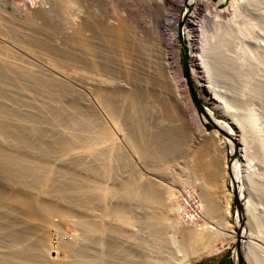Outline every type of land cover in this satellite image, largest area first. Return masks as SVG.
<instances>
[{
	"label": "bare ground",
	"instance_id": "6f19581e",
	"mask_svg": "<svg viewBox=\"0 0 264 264\" xmlns=\"http://www.w3.org/2000/svg\"><path fill=\"white\" fill-rule=\"evenodd\" d=\"M63 1L68 5L70 0ZM117 1L74 0V14L69 27L72 28L74 36L73 57L70 60L51 56L52 54L45 50L47 46L42 49L43 47L40 48V46L36 48L35 44V48H32L25 43L26 41L28 43L25 38L22 39L26 41H18L15 37H20L19 31L21 29H18L19 33L15 37L12 36L15 39L10 36L13 33H11V28L10 35L7 33L5 35L2 31L4 34L2 39L14 48L5 47L4 43L3 49L0 46V63L18 71L23 70V73L21 71L22 74L16 73L15 82H17L13 85L5 82L6 79L4 78L6 77L0 78L5 80V84H0L2 86H0L2 88L0 91V170H2V174L5 172L8 177V184L6 187L4 186L5 189L1 191L2 196H0V264H192L201 256L217 251L218 247L215 245L219 237L236 240V234L228 223L229 201L223 207L221 206L222 208H217L216 201L214 202L215 198L212 197L214 195L210 193L211 186L208 187L207 184L203 185L201 190L203 202L199 203L196 212H191L193 219L197 218L198 214L201 218L203 208V217H205L203 220L206 221L200 225L195 224L184 229L179 227V229L173 224L176 214L178 216V209L179 213L181 212L180 202L176 203L178 205L176 208L175 201L177 198L174 197V188L171 189L165 185L164 187L162 185L161 188L163 189L155 187L150 180L152 178H150L148 179V181L150 180L149 185L143 187L142 190L137 186H131L124 173H120L121 178L119 176L114 177L115 181L112 179L113 177L111 178L114 186L109 184L111 182L109 178L110 175H113V171L110 169L111 166L109 167L108 164H104L105 161L100 160V154L103 152L99 153L94 150L96 154L94 151L92 155L86 153V156L89 155L88 157L76 156L72 153L75 156L73 159L78 161L77 167L72 165V167H59L57 169L58 174L54 173L57 176L51 175L52 168L55 167L50 164L55 160H65L68 157L66 155H68L72 145H75L68 140H74L77 137L75 135L60 137L67 139L66 142L62 143V147L56 146L60 144L58 142L55 145L56 149L53 145H49L43 155L35 154L32 156V152L27 154L23 150L20 153L7 146V141L26 138L21 134H12L18 130H64V132L67 130H88L89 136L83 137L89 139H86L87 142L91 141L94 144L98 140L105 141L103 139L106 137L111 138L110 134H107L109 133L108 130H116L123 136H125L123 130H144L143 132L145 130L148 132H150L149 130H170L169 127L172 123H169L170 121L166 118V114H168L166 113V106L175 104V101L179 102L180 107H185L197 129L206 134V128L191 100L190 91L183 75V68L180 63V45H178L179 37L180 34H183L189 40L192 49L190 54L192 73L200 87L205 88L198 37L207 36L206 27L211 22H217L214 19L215 16L229 14L232 5L219 9L214 6L218 0H196V7L190 9L189 6L182 15L188 28L184 27L180 33L177 28L179 21L177 10L169 13L168 9L164 8L166 17H163L161 22L154 23L151 20L146 21L144 18V14L149 11L152 5L157 8L159 14L164 7L163 3L167 0H155V3H148L145 0H129L127 14L119 16L114 22H110L106 19L109 13L108 9L113 10ZM191 1L178 0V9L189 5ZM76 3L79 7H76ZM31 9L32 13L38 16L39 14H48L51 10V8L38 5H31ZM137 10L143 16V23ZM23 12L20 13L19 19L23 17V21H25L28 16L24 15ZM130 17L139 19L141 23L132 28ZM100 21L107 28L113 30V33H119L121 54L116 55L117 51L115 52L112 45L102 43L98 39L97 29L93 28L97 25H93L97 22L100 24ZM1 23H4V20ZM105 25L102 24L101 26L105 27ZM3 27L5 26L3 25ZM22 30L24 31L23 28ZM28 34L26 33V36ZM221 47L222 45L213 46L212 42L209 44L210 63L214 62V58ZM27 50L38 53L40 59H43L42 72L31 67L32 65L20 63L22 58L17 54L19 51L26 53ZM5 67L3 68L6 69ZM238 68L242 70L243 65L238 63ZM1 69L0 77L5 73L9 75V71H2ZM111 69H113V73L110 72ZM115 71H117L118 76L122 77L117 83L113 81V77L116 75ZM137 75H139V80H135ZM124 80H130L131 84H126ZM136 91L141 93L140 95L137 93L140 99L135 93L133 94ZM84 92L90 94L91 100L84 95ZM68 98L74 99V103H69ZM214 105L216 109L220 108L219 105L215 103ZM214 122L219 130L223 131L220 132L216 128L210 136L221 140L224 149V145L228 141L230 149L235 153L233 140L236 133L223 122ZM76 133L79 137L82 135H79V132ZM224 133L229 136L226 141L223 140ZM127 134L129 135L128 139L135 140L131 132ZM174 137L176 138L175 135ZM54 139H59V137ZM78 140L80 141V139ZM111 151L113 152V150ZM145 151L148 152L149 150H143L146 154ZM23 152L24 154H22ZM78 152L80 151L78 150ZM85 152L88 151L85 150ZM159 153L157 152V155L162 157V153ZM172 157L173 154L170 158L168 157L167 162H173ZM162 158L163 160H160L165 162V156ZM23 161L36 162L35 165H41V167H36L28 162L30 165L26 164L29 166L25 168L26 166L22 165ZM224 166V169L220 170L219 173L221 174L222 188L227 191L229 176L235 186V180L244 175L242 172L244 166L236 160L230 164L225 160ZM0 180L3 183L4 180ZM249 181L250 186L253 184L256 188L255 192H261L264 196L263 182L261 180L253 182L254 180L248 179ZM180 182L182 183L181 180ZM119 185H121L122 190L125 187L126 191H121V195L119 187L116 189ZM237 187L235 186V189L241 193L242 187ZM117 190L119 191L118 195L115 193ZM181 191L182 193L187 192L183 188ZM227 195L232 197L234 193L227 192ZM184 196L185 199L183 198V202L181 201L182 205L196 203V200L189 193ZM249 203V200L244 203L248 216H250L249 211H252ZM31 205L43 207L47 216L52 212L66 217L70 216V218L75 216L76 218L70 220L77 229V232L72 233L73 240L62 241L55 252L49 253L47 246L49 241L45 239L44 233H37L36 220L33 218L36 214L32 216ZM134 208H138L139 215L134 213ZM241 210L242 207L239 210V221L242 219L241 214L243 215V210ZM209 217L218 219L214 222L210 221ZM250 217L256 220L253 211ZM62 221L70 223L68 220ZM208 222L213 223V225L211 226ZM39 230L40 228H38ZM174 231L179 235V247L173 245L171 233ZM238 260L239 258L236 259L237 264Z\"/></svg>",
	"mask_w": 264,
	"mask_h": 264
},
{
	"label": "rangeland",
	"instance_id": "374dc122",
	"mask_svg": "<svg viewBox=\"0 0 264 264\" xmlns=\"http://www.w3.org/2000/svg\"><path fill=\"white\" fill-rule=\"evenodd\" d=\"M112 1L113 0H111V2ZM145 1L148 3H155V0ZM129 3V0H118L113 10L111 8L108 9L109 13L106 19L110 22H114L119 18V16L127 14V10L129 9ZM74 4V0H70L68 2V5H66L63 0H0V21L3 22L4 20V23L0 22L1 48L3 49L4 46L14 48L10 43L2 39V36L4 34L6 35L7 33V35H10L13 32L10 36L15 37V35H17L19 32H24L25 34L19 33L20 37L16 36L15 38L18 41L28 40V43L27 41L25 43L28 46H32V48L35 44L36 48L37 46H40V48L43 47L42 49H44L47 46L45 50L52 54L49 55L55 56L57 58L59 57V59L70 60L73 57L74 36L72 28L69 27L74 14ZM163 4L164 7H162L159 14L157 8L152 5L149 8V11L144 14L145 20H151L154 23L157 21L161 22L163 17H166V15H164V8L166 10L168 9L169 13H173L177 10L179 14V21L177 24L178 30L181 33L184 27L188 28V26H186V21L184 17H182V15L189 6L190 9H194L196 7V0H192L189 5L182 6L179 9L178 0H167ZM31 5H38L44 8H51V10L48 14H39V17L38 15H34V13H32ZM214 6L218 7L219 9H224L226 7L231 6V10L230 13L227 15L220 14L219 16H215L214 19L217 22H211V24L206 27V33L208 35L198 37V42L200 46L199 54L202 59L201 71L203 83H205V88L200 87L197 79L194 78V75L192 73V64L190 61V54L192 49L190 47L189 40L185 37V35L180 34L178 43V45H180V63L183 68V75L185 76L186 84L190 91L189 94L191 100L206 128V134H203L201 130L197 129L196 125L190 119V115L189 113H187L185 107H180L179 102L175 101V104L172 103L173 105L171 104L170 106H166V113H168L166 114V118L170 121L169 123H172L169 127L170 130H149L150 132H148V130H145V132H143L144 130H123V134L125 136L117 133L116 130H108L109 133L107 134H110L111 138L108 139V137H106L105 139H103L106 142L102 140L95 141V144L91 141H88L91 142L89 144L86 141V139H89L84 138L89 136L88 130H67V132L65 131L66 133L64 132V130H18L17 132L10 133H12L13 135L21 134V136H26V138L7 141V146L8 148L11 147L10 149L13 148V150H16L20 153L24 150V152H26L27 154H31L32 152V156H35V154L43 155V153L46 152L45 149L49 145H53L56 149L55 145L60 143L56 146L58 148L62 147V143L66 142L67 139H63L60 137L75 135L77 137H75L74 140H68L72 141L71 144H75L72 145L70 151L68 152V155H66L68 157H66L65 160H55L51 164L49 163L50 165L55 167L52 168L51 175H55L54 173L58 174L57 169L59 167H77L76 165L78 164V161H75V159H73L75 158V154L76 156L88 157L89 155L94 154V150L99 153L103 152L100 154V160H103V162L105 161L104 164H108L109 167L111 166L110 169L113 172L116 171L114 173L112 172L113 175H110V178L108 177L109 179H111L112 177V179H114V177L116 176H119L121 178V174L124 173V175L128 177V181L133 187L137 186V188L142 189L143 187L148 186L149 181L152 180V185L155 187L161 188L162 185L163 187L165 185L170 187L171 189L174 188L176 190L175 191L173 189L175 193L174 197L175 199L177 198L175 204H178V202H180V210L183 207L182 202L183 198L185 199L184 195L186 193H189L193 199L198 201V203L203 202L204 199L202 200L201 190L202 186H205V184H207L206 186H211L210 193H213L211 195H214L212 197L213 199L215 198L214 202L216 201L217 208L221 206L223 207V205L229 201L228 203L230 208L228 210V223L230 226H232L233 231L236 234V240L219 237L215 245L216 247H218V250L209 252L208 254L201 256L200 258L196 259L195 262H193L192 264H198L199 262L204 261H213L216 262L215 264H234V260L235 264H237L236 259L240 256L243 257L244 264H264V196L261 194V192L256 193V188H254L253 184H251L250 186V181L248 182V179L254 180L253 182L261 180L264 184V0H218V2L214 4ZM76 7H79L77 3ZM22 11H24V15L28 16L25 21H23V17H20L19 19V15ZM137 12L139 13L141 17V22L143 23V16L138 10ZM29 15L31 16V18ZM130 22L132 23V28L134 25L137 26L139 23H141L139 19L135 17H130ZM10 23H13L14 26L13 24L10 25ZM102 24L105 25L100 21V24L99 22H97L93 25H97L93 28L97 29L96 32L98 39L102 43L112 45L113 49H115V52L117 51L116 55L121 54V42L119 41L121 37L119 33H113V30L107 28L106 25L105 27L101 26ZM3 25L5 27H3ZM13 27L16 28L14 29ZM10 28L12 31L10 30ZM22 28L24 29V31L22 30ZM18 29H21V31H19ZM2 31H4V34H2ZM26 33H29L27 35L28 37L26 36ZM99 36L102 37L100 38ZM22 38H25L26 40ZM211 42L213 43V46L222 45L221 49L218 51L216 57L214 58V62L212 63H210L208 49L209 44ZM3 43L4 46H2ZM29 51L27 50L26 53H21L19 51V54L17 55L22 58V61L19 62L28 66L32 65L31 67L42 72V69L44 67V64L42 63L43 59H40L41 57L38 53ZM238 63L243 65L242 70L238 68ZM5 66L4 64L0 63V69L2 67V71H9L10 76L5 73L0 78L6 77L4 78L6 79V81L4 79H0V84L3 85L5 84V82L9 83L10 85L16 84V73L22 74L23 70H20L22 72L21 73L17 69L9 68L7 67V65ZM3 67H5L6 69H4ZM25 71L26 70H24V72ZM110 72L113 73V69H111ZM115 74L116 75L113 77V81L117 83L122 79V77L120 75V77L117 75V71H115ZM135 80H139V75L135 77ZM124 81L128 85L131 84L130 80ZM1 89L2 88H0V91ZM134 93L135 95H137L138 92L136 91L133 92V94ZM138 94L140 95L141 93L139 92ZM84 95L88 99L90 98V94L88 92H84ZM139 95L137 96L140 99ZM74 101V99L68 100L69 103H74ZM213 102L216 105H219L220 108L216 109ZM171 120L174 121L172 122ZM214 121L223 122L236 133V136L233 140L235 145V153L230 149L228 141L227 143H225L224 149L221 140L217 138H212V136H210L213 133L214 129L217 128L219 130V127L215 125ZM178 124H180L182 127ZM219 131L221 132L223 130ZM76 132H79L78 134L82 135H80L79 137ZM130 132L131 135L135 137L134 141L128 139L129 135L127 133L130 134ZM84 134L87 136H85ZM30 135L34 138L29 139L28 137H31ZM174 135L176 136V138L174 137ZM223 136H225L223 137V140L225 141L229 137L227 134ZM56 137H59V139L55 140L54 138ZM145 137L149 138L146 139ZM76 138L80 139V141ZM160 138L163 140H161ZM173 138H175V140H173ZM128 140L131 142H129ZM198 144L200 145L198 146ZM85 145H87L89 148ZM43 146L44 149H42ZM77 149L80 152H78ZM83 150L84 152L85 150L88 152H85L84 154ZM111 150H113V152ZM143 150H149L148 152L145 151L149 154L146 155L147 153L145 154ZM160 150H162L163 152H161ZM159 151L162 154H169V156L168 154L164 155L165 162L162 161V157H164L162 154V157H159L160 155H157V152L159 153ZM24 152L22 154H24ZM107 152L109 155L107 154ZM86 153L89 155L86 156ZM170 153L171 155L173 154V162H167V160L171 156ZM157 158H159V160H157ZM225 160L228 161L229 164L236 160L239 164L244 166V171H242L244 174L243 177H239L235 180V186L242 187V194L238 193V197L235 196V194L232 197H229L227 195V192L234 193L231 186L232 182L230 180V176L228 178V183L226 187L227 191L223 190L222 188L220 177L221 174L219 173V171L224 169ZM28 162L34 165L36 163L32 161H23L22 165H24V167L26 166L25 168H27V166L30 165ZM57 162L59 163V165H57ZM61 162L63 163L61 164ZM39 167H41V165ZM48 167L51 169L50 166ZM115 173L118 175H116ZM2 175H5L7 177V174L5 172H3L2 174V170H0V179L4 180H2L3 183L5 182V184H3L0 180V196H2L1 191H3L6 187V184H8V177L6 178ZM112 179L110 180L111 182L113 181ZM148 179L150 180L148 181ZM180 180L182 181V183L180 182ZM111 182H109V184L114 186L113 182ZM118 187L120 195L122 194V192H126L125 187L123 188V190L121 188V185L117 186L116 189H118ZM181 188L185 189L187 192L182 193ZM119 191L117 190L115 193L118 195ZM246 200H249V204L252 208L253 215L255 216L256 220L250 217L252 211H249L250 216L247 215V212L244 208V203ZM238 203L241 204L243 210V215L241 214L242 219L240 221ZM177 204L176 208L178 207ZM31 206L33 209L31 213L32 216L36 214L33 216V218L34 220H36L35 224L37 228V233H44V237L46 236L45 239L49 241H47L49 243L47 244L49 253L55 252V249L58 248V245L62 241L67 242L73 240L74 237L72 233L77 232V229L76 226L73 225L70 220L76 218L75 216H71V219L70 216L66 217L58 215L56 214V212H54L55 214H53L52 212L47 216V212L45 211V209H43V207L39 208V205H37L36 207L35 205ZM137 211L138 208H134V213L136 215H139V212ZM174 211L177 213L176 210ZM44 214L45 216H43ZM60 217L62 218L61 220ZM193 217L195 216L193 215ZM204 218L205 217H203L202 208L200 220L196 222H190L189 225V222L182 217L181 212L179 213L178 209V216L176 214V219L174 220L175 222H173V224L176 226V228L181 227V229H184L195 224L200 225L201 223H203ZM208 219L210 221L215 222L218 218L209 217ZM62 220H68L70 221V223L63 222ZM208 223L211 226L213 225V223ZM38 228H40V230H42L43 232L40 230L38 231ZM41 233L39 234L43 236V234ZM171 237L173 239V245L175 247H179L180 244L178 233H176L175 231L172 232ZM248 239L250 241L249 244ZM237 244L239 245L237 246Z\"/></svg>",
	"mask_w": 264,
	"mask_h": 264
},
{
	"label": "built area",
	"instance_id": "2783aa9c",
	"mask_svg": "<svg viewBox=\"0 0 264 264\" xmlns=\"http://www.w3.org/2000/svg\"><path fill=\"white\" fill-rule=\"evenodd\" d=\"M196 203H192V204H186V205H183V207L181 208V215H182V217L185 219V220H187L188 222H196V221H198V220H200V217H199V214L198 213H196V214H198V217L197 218H195V219H193L192 217H191V215H192V213L191 212H196L195 210H197V208H198V205H199V203H198V201L196 200L195 201ZM187 206V207H186ZM189 207V208H188ZM202 211V210H201ZM201 211H200V213H201Z\"/></svg>",
	"mask_w": 264,
	"mask_h": 264
},
{
	"label": "water",
	"instance_id": "95a60500",
	"mask_svg": "<svg viewBox=\"0 0 264 264\" xmlns=\"http://www.w3.org/2000/svg\"><path fill=\"white\" fill-rule=\"evenodd\" d=\"M232 186V189H233V192H234V194H235V196H237L238 197V191L235 189V186L232 184L231 185ZM238 206H239V210L241 209V204L240 203H238ZM242 225V224H241ZM240 225V226H241ZM239 243V242H238ZM239 244H237V246H238ZM234 264H235V260H234ZM238 264H244V262H243V257L242 256H240L239 257V260H238Z\"/></svg>",
	"mask_w": 264,
	"mask_h": 264
},
{
	"label": "crops",
	"instance_id": "0c3cea01",
	"mask_svg": "<svg viewBox=\"0 0 264 264\" xmlns=\"http://www.w3.org/2000/svg\"><path fill=\"white\" fill-rule=\"evenodd\" d=\"M216 262H213V261H209V262H207V261H204V262H199L198 264H215Z\"/></svg>",
	"mask_w": 264,
	"mask_h": 264
}]
</instances>
